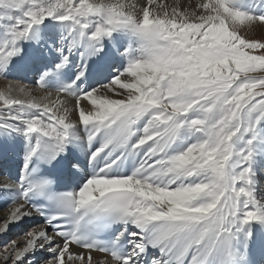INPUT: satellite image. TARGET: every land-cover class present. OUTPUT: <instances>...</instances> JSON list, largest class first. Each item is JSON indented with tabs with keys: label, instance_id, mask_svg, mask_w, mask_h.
Here are the masks:
<instances>
[{
	"label": "snow or ice",
	"instance_id": "obj_1",
	"mask_svg": "<svg viewBox=\"0 0 264 264\" xmlns=\"http://www.w3.org/2000/svg\"><path fill=\"white\" fill-rule=\"evenodd\" d=\"M17 59L0 264H264V0H0Z\"/></svg>",
	"mask_w": 264,
	"mask_h": 264
},
{
	"label": "bare ground",
	"instance_id": "obj_2",
	"mask_svg": "<svg viewBox=\"0 0 264 264\" xmlns=\"http://www.w3.org/2000/svg\"><path fill=\"white\" fill-rule=\"evenodd\" d=\"M164 3H167L169 5H173L177 2V0H163ZM180 3H183L184 5H188L189 3H196L198 2V0H179ZM14 79V80H18ZM9 80L12 79H4V78H0V90H6L8 85H9ZM25 82V81H23ZM26 83V82H25ZM35 88V85H32ZM36 92H33V95L36 96L37 98L43 97L45 95V90H40V89H36ZM56 98V93L52 92V96L48 97L47 99L41 101V102H48L49 100H54ZM85 105L87 106V102H84ZM70 106V105H69ZM10 140H13V142L11 143ZM0 147L3 150H9L10 155H14V154H20L22 155L23 152V142L22 139L15 135H9L7 133H3L0 132ZM3 183V179L2 177H0V184ZM8 208L0 211V217L4 216L7 212ZM30 218H26V222L27 220H29ZM17 230L18 231V227L17 226H10V231L7 234H0V240H5V236L9 235L10 233H12L13 231ZM18 233V232H15ZM13 233V234H15ZM13 234L11 236H13ZM11 236L9 237V239L11 238ZM102 259V257H101Z\"/></svg>",
	"mask_w": 264,
	"mask_h": 264
},
{
	"label": "rangeland",
	"instance_id": "obj_3",
	"mask_svg": "<svg viewBox=\"0 0 264 264\" xmlns=\"http://www.w3.org/2000/svg\"><path fill=\"white\" fill-rule=\"evenodd\" d=\"M253 36H254V37H258V36H259V33H258V32H257V33H254ZM34 92H36V91H34ZM15 232H18V231L15 230V231H13L12 233H10L9 235L5 236V240H4V241L6 242L7 239H9V237H10L13 233H15ZM16 234H18V233L13 234V236H11V238H15V235H16ZM11 238H10V239H11Z\"/></svg>",
	"mask_w": 264,
	"mask_h": 264
}]
</instances>
